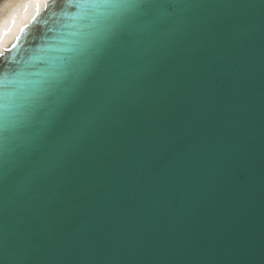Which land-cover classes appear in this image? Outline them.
<instances>
[{
    "label": "snow or ice",
    "instance_id": "1",
    "mask_svg": "<svg viewBox=\"0 0 264 264\" xmlns=\"http://www.w3.org/2000/svg\"><path fill=\"white\" fill-rule=\"evenodd\" d=\"M55 2L0 0V12L18 6L0 16V264H58L65 257L90 264L94 257L178 246L243 251L242 230L230 226L177 239L167 229L125 234L103 223L85 233L76 218L83 213L107 219L115 193L101 192L109 181L100 178L113 163L119 175L111 180L121 190L139 191L130 207L142 221L182 218L216 188L218 168L206 166L219 161L223 140L241 135L254 5L64 0L25 57L18 45L29 43L28 24L12 41L5 38L20 13L36 23ZM193 41L200 49L196 55ZM101 125L113 133L103 147ZM129 144L136 145L131 155L125 151ZM228 156L223 196L238 204L250 177L236 144ZM19 213L26 217L22 225L13 223Z\"/></svg>",
    "mask_w": 264,
    "mask_h": 264
},
{
    "label": "water",
    "instance_id": "2",
    "mask_svg": "<svg viewBox=\"0 0 264 264\" xmlns=\"http://www.w3.org/2000/svg\"><path fill=\"white\" fill-rule=\"evenodd\" d=\"M254 7L251 12L254 16V30L252 36L246 41L247 49L251 52L253 60L247 69V90L245 93L246 104L241 116V135L232 140L225 139L221 143L220 159L209 160L207 169L218 168V183L215 189L209 188L205 197L194 204L184 217L162 215L153 220H139L132 214V207L139 198V191L134 192L129 186L121 190L112 175H119L115 163L108 174L101 176V180L109 181L100 191L115 193L114 204L106 213V220H99L90 214H78L76 227L85 233L95 232L103 223L109 230H119L122 233L143 232L145 230L167 229L174 233L177 239H186L201 232L212 233L219 229L228 228L242 230L246 240L243 251L233 250L228 246L213 251H193L178 246L181 250L154 252L151 248L133 255H113L111 257H94L90 264H264V58L261 57L262 32H264V0H248ZM60 11V10H59ZM58 11V12H59ZM53 21L32 34L28 44L18 48L20 53L27 56L26 48L35 47L40 43L41 36ZM193 41L192 54L196 55L200 49ZM17 50L13 55H16ZM19 59L20 56L16 55ZM227 83L228 77L222 78ZM221 80L217 79L216 83ZM139 111V109H137ZM120 119V117H116ZM100 127L101 147L109 141L112 132ZM114 127H119L115 125ZM237 145V151L242 153L246 171L250 182L245 188L244 199L238 204H232L224 198L223 191L229 182L228 172L231 167L229 152L232 145ZM125 151L131 155L136 152V145L129 144ZM107 160L114 161L113 156ZM174 207H179L178 204ZM26 219L24 213H19L13 218V223L21 224ZM53 229L59 228L58 224L52 225ZM58 264H78L73 257H65Z\"/></svg>",
    "mask_w": 264,
    "mask_h": 264
},
{
    "label": "bare ground",
    "instance_id": "3",
    "mask_svg": "<svg viewBox=\"0 0 264 264\" xmlns=\"http://www.w3.org/2000/svg\"><path fill=\"white\" fill-rule=\"evenodd\" d=\"M63 3H64V0H56L55 4L50 8L49 12L43 13L41 18L36 23H33L30 18L24 19L25 14L20 13L21 18L16 21V25L13 28L12 34L5 38L6 41H12L16 35H19V28L23 24L29 25V27L27 29V33H26L27 41H29L32 34L44 26L43 22L50 20V18H49L50 12H52V11L58 12L60 10V8L62 7ZM16 7H18V6L17 5L4 6L3 11L0 12V16L7 17ZM6 46H9L8 43H6ZM18 48H20L19 45H18ZM15 51L16 50H14V52ZM14 52H13V54H14ZM2 63H3V60H0V64H2Z\"/></svg>",
    "mask_w": 264,
    "mask_h": 264
}]
</instances>
